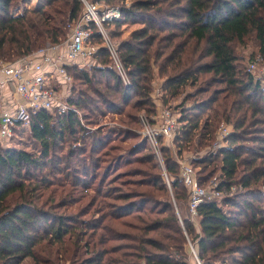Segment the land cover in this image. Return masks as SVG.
Wrapping results in <instances>:
<instances>
[{
  "label": "trees",
  "instance_id": "1",
  "mask_svg": "<svg viewBox=\"0 0 264 264\" xmlns=\"http://www.w3.org/2000/svg\"><path fill=\"white\" fill-rule=\"evenodd\" d=\"M89 1L120 8L105 26L132 84L94 26L91 71L67 66L81 85L72 109L40 110L31 149L0 142V264H194L191 245L201 264H264V86L237 53L253 41L264 60V0ZM83 10L82 0H0V61L62 43ZM133 24L142 26L123 38ZM155 67L164 105L196 88L175 106L174 147L159 137L162 162L138 130L100 125L156 114ZM221 121L233 126L227 145L192 163L201 186L242 189L180 218L189 190L177 155L209 146Z\"/></svg>",
  "mask_w": 264,
  "mask_h": 264
},
{
  "label": "built area",
  "instance_id": "2",
  "mask_svg": "<svg viewBox=\"0 0 264 264\" xmlns=\"http://www.w3.org/2000/svg\"><path fill=\"white\" fill-rule=\"evenodd\" d=\"M82 1L83 14L69 26L65 41L56 45L49 44L34 54L16 61H0V140L6 144H11L17 130L31 127L40 110L51 112L57 110L62 113L72 109L67 98L71 93L74 79L67 72V66L77 64L81 69L91 68L100 47L93 42L94 26L101 34L103 46L108 48L125 86H131L132 82L119 57L118 44L111 38L105 26V22L121 18L120 8L97 1ZM260 62L264 63L261 55L250 62L248 71L254 73ZM256 79L261 81L260 76ZM5 87L9 88L13 108L5 106ZM161 90L163 91V88L157 89L156 92L161 94ZM177 113L170 107L160 109L158 107L156 114L149 115L145 111L140 114L139 120L142 125L140 133L148 139L161 162L163 159L159 137L162 136L174 147L173 140L179 129L180 113ZM232 132L233 126L221 123L212 143L203 150H197V155L192 159L215 153L225 147ZM178 161L181 164L180 177L189 190L188 205L193 217L197 215L198 206L205 200L222 199L242 189V186L236 185L229 190H221L217 180H212L208 187L201 186L192 161L189 162V158L186 160L178 158Z\"/></svg>",
  "mask_w": 264,
  "mask_h": 264
},
{
  "label": "rangeland",
  "instance_id": "3",
  "mask_svg": "<svg viewBox=\"0 0 264 264\" xmlns=\"http://www.w3.org/2000/svg\"><path fill=\"white\" fill-rule=\"evenodd\" d=\"M35 2H37V0H33V4ZM16 11L17 10H15L14 13H16ZM20 11H22V10H20ZM138 28H141V26H138V25L137 26H131L130 25V26L126 27V28L123 27V29H122L123 30V38H128L129 35L131 34V32L134 31V30H136V29H138ZM257 50H258V48L253 43V41L248 42L246 45H240L237 48V53L242 58L243 67H244L245 70H247V72H249L248 71V66H249L250 62L252 60H255L259 56ZM4 61L10 62L8 60H4ZM94 63H95V61H94ZM88 71H91V68ZM250 74H252L256 78L260 76L261 77V84L264 86V81H263L264 80V63L263 62H260L259 66H258V69H256L254 71V73L251 72ZM154 76H155L154 81H153L154 90H153V93H152V97H153V100H154V102L156 104L157 109H158V107H159V109L160 108H163V107H167V108L170 107L171 110H173L174 112L177 113L179 111L175 110V106H178L179 104L182 103L183 99L186 98V96H187V92L188 93L189 92H194L196 90V88H190V87L187 88V92H182V94L177 99H174V100H172L170 102L172 104L171 106H167V105H164L163 104V98H164V96H166L165 95L166 93L164 91H162V90H161V92H162L161 94H158V92H156L157 89H160V88L162 89L163 83H164V78L159 75L158 68L157 67H155ZM211 76H212L211 74H205L203 76V78L206 77L204 79H209V78H211ZM204 79H202V81ZM72 86L76 89V91H79L81 89V85L78 84V81L75 82V80H74ZM4 89L5 90H9L8 87H5ZM192 101H193L192 99H189L186 103H188L189 106H192L193 105ZM142 112L143 111H141L140 114ZM140 114H139V119H140ZM122 116H125V115H122ZM180 117L181 116H179V118ZM221 123H222V121H221ZM100 125L101 126H106L108 128H116V129L126 128V127H132L133 129H136L139 132H140L139 129L140 128L142 129V125L140 124V120H139V126H137L134 123H131V124H129V123H123L121 121V117H118L116 115L114 117L112 115L105 117V119H103L101 121ZM229 125H231V124H229ZM180 126L181 125L179 123V128H180ZM29 131H30L29 128L17 130V134H16L17 136L11 142V144H6L5 141H1V140H0V142L3 143V144H6V145H3V146L26 147V148L31 149L32 144H31V141H30V138H29V133H30ZM138 140L139 139H134L133 138V139L127 141L126 144H129V143L130 144H133L134 142H137ZM166 142L169 143L168 141H166ZM205 148H203V149H205ZM203 149L199 147L198 148V151L203 150ZM175 155H176V153H175ZM196 155H197V151H195L194 148H190L189 147V150L185 151L182 154V156L181 155H178V158L180 160H186V159L189 158V162H190V161L193 160L192 158L194 156H196ZM192 165L194 166L193 163H192ZM194 168H195L196 172H198V170H199L198 167H195L194 166ZM197 176H199V175L197 174ZM209 184L208 185H205L204 187H208ZM175 206H176V212L178 213V215L180 216V218H181V215L182 216H186L188 214V202L186 200L178 203V206H177V204H175ZM191 249H192V252H193V263L194 264H196V263L197 264H201L200 261L197 258V254L194 252L195 249H194L193 245H191ZM45 257L47 258L48 256H45ZM55 263H57V264H71L70 261H61L60 262L58 260H55ZM23 264H35V262L33 261V259L28 258Z\"/></svg>",
  "mask_w": 264,
  "mask_h": 264
},
{
  "label": "crops",
  "instance_id": "4",
  "mask_svg": "<svg viewBox=\"0 0 264 264\" xmlns=\"http://www.w3.org/2000/svg\"><path fill=\"white\" fill-rule=\"evenodd\" d=\"M142 26L141 24H133L131 26ZM130 25H125L124 28L128 27ZM6 92V95H5V106L7 108H13L14 107V103H13V99H12V96L10 94V92L8 90H5Z\"/></svg>",
  "mask_w": 264,
  "mask_h": 264
},
{
  "label": "water",
  "instance_id": "5",
  "mask_svg": "<svg viewBox=\"0 0 264 264\" xmlns=\"http://www.w3.org/2000/svg\"><path fill=\"white\" fill-rule=\"evenodd\" d=\"M47 45H49V44H47ZM194 250V249H193ZM194 252L196 253V251L194 250ZM198 258V257H197Z\"/></svg>",
  "mask_w": 264,
  "mask_h": 264
}]
</instances>
